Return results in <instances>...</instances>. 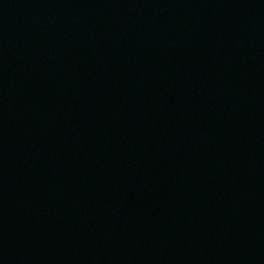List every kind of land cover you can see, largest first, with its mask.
Wrapping results in <instances>:
<instances>
[{"label": "water", "instance_id": "water-1", "mask_svg": "<svg viewBox=\"0 0 264 264\" xmlns=\"http://www.w3.org/2000/svg\"><path fill=\"white\" fill-rule=\"evenodd\" d=\"M0 264H264V0H0Z\"/></svg>", "mask_w": 264, "mask_h": 264}]
</instances>
